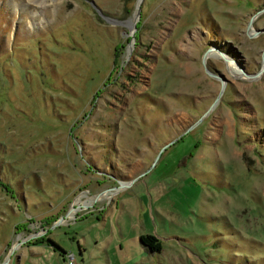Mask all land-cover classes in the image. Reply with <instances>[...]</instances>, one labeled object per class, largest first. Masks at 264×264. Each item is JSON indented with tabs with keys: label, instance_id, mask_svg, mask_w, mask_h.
Here are the masks:
<instances>
[{
	"label": "rangeland",
	"instance_id": "1",
	"mask_svg": "<svg viewBox=\"0 0 264 264\" xmlns=\"http://www.w3.org/2000/svg\"><path fill=\"white\" fill-rule=\"evenodd\" d=\"M2 260L264 264V0H0Z\"/></svg>",
	"mask_w": 264,
	"mask_h": 264
},
{
	"label": "water",
	"instance_id": "2",
	"mask_svg": "<svg viewBox=\"0 0 264 264\" xmlns=\"http://www.w3.org/2000/svg\"><path fill=\"white\" fill-rule=\"evenodd\" d=\"M138 3H137V6L135 7V9H134V11H135V20H137V18L139 17V15H138ZM250 24V21H248V23H247V25H246V27H248V25ZM210 49V48H209ZM208 49V50H209ZM208 52V51H207ZM204 55H206V53L205 52H203V54H202V61H203V57H204ZM222 58H223V56H222ZM223 59H225V58H223ZM205 72L207 73V74H209V75H211V76H214V77H216L217 75L216 74H214V73H210V72H208V71H206L205 70ZM244 74H246L247 75V77H248V79L249 78H254V77H256L260 72L259 71H257V72H254V73H248V72H243ZM222 81V80H221ZM221 84H222V82H221ZM221 93H219L218 95H216L215 96V98H214V100H213V102L210 104V106L208 107V109H206L199 117H198V119H200V118H202V116L203 115H205L208 111H209V109H211V107H212V105L216 102V100L218 99V97H219V95H220ZM198 119L196 120V122L195 123H197V121H198ZM195 123H193L191 126H193ZM191 126H187L186 127V129H185V131L187 130V128H190ZM176 138H172V139H170L169 141H167L165 144H163L162 145V148H164V147H166L169 143H171L173 140H175ZM117 182L120 184V185H122V182L121 181H118L117 180ZM114 187H117L116 185L114 186H111V187H109V188H107V189H111V188H114ZM7 259V257L5 258V260ZM5 260H2L1 262H0V264H5Z\"/></svg>",
	"mask_w": 264,
	"mask_h": 264
},
{
	"label": "trees",
	"instance_id": "3",
	"mask_svg": "<svg viewBox=\"0 0 264 264\" xmlns=\"http://www.w3.org/2000/svg\"><path fill=\"white\" fill-rule=\"evenodd\" d=\"M139 241L143 244L144 247L149 249L150 251H160L161 250V243L152 234H140Z\"/></svg>",
	"mask_w": 264,
	"mask_h": 264
},
{
	"label": "crops",
	"instance_id": "4",
	"mask_svg": "<svg viewBox=\"0 0 264 264\" xmlns=\"http://www.w3.org/2000/svg\"><path fill=\"white\" fill-rule=\"evenodd\" d=\"M147 165V163L146 164H141L140 162H138L137 164H133L132 166H130V172L129 173H133V175H136L138 172H136V170L137 169H140V170H143L144 169V167ZM129 175V174H128ZM132 176V175H131ZM106 195V192H103V197ZM92 199V198H91ZM91 201V200H90ZM88 202L89 201H84V200H82V201H80V203L79 204H88ZM140 234H152V233H140ZM157 238V237H156ZM160 241V240H159ZM160 243H161V250H162V242L160 241ZM139 245H140V248H143L144 250H142V251H147V253H152V252H154V251H150L149 249H147L146 247H144L143 246V244L141 243L140 244V242H139ZM160 250V251H161ZM155 252H157V253H159V251H155Z\"/></svg>",
	"mask_w": 264,
	"mask_h": 264
},
{
	"label": "bare ground",
	"instance_id": "5",
	"mask_svg": "<svg viewBox=\"0 0 264 264\" xmlns=\"http://www.w3.org/2000/svg\"><path fill=\"white\" fill-rule=\"evenodd\" d=\"M37 1V0H36ZM44 2V1H43ZM40 3H41V1H40ZM136 20H135V12H134V14H133V17H132V19L131 20H129L128 22H127V27L128 28H131V25H132V23L133 22H135ZM131 45V44H130ZM211 49H209V51H210ZM208 53V52H207ZM225 60H227L226 58H225ZM246 75V74H245ZM122 182V181H121ZM126 183V182H125ZM124 183L122 182V185H123ZM18 245V244H17Z\"/></svg>",
	"mask_w": 264,
	"mask_h": 264
},
{
	"label": "flooded vegetation",
	"instance_id": "6",
	"mask_svg": "<svg viewBox=\"0 0 264 264\" xmlns=\"http://www.w3.org/2000/svg\"><path fill=\"white\" fill-rule=\"evenodd\" d=\"M116 179V178H115ZM117 180V179H116Z\"/></svg>",
	"mask_w": 264,
	"mask_h": 264
}]
</instances>
